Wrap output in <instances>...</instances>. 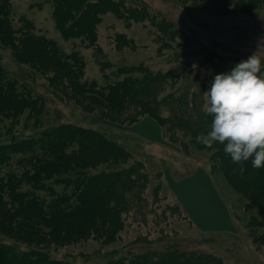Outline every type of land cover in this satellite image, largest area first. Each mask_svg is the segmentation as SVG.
Here are the masks:
<instances>
[{"label":"rangeland","instance_id":"obj_1","mask_svg":"<svg viewBox=\"0 0 264 264\" xmlns=\"http://www.w3.org/2000/svg\"><path fill=\"white\" fill-rule=\"evenodd\" d=\"M10 3L14 30L21 27L20 17L31 21L36 32L56 41L79 80L16 63L9 47L14 35L0 40V65L20 84L19 93L0 96V110L13 118L0 116V141L51 134L58 144L47 182L87 174L91 179L86 199L108 237L107 243L77 242L80 226L74 225L73 217L49 225L39 222L46 221L44 217L5 219L8 215L0 210V219L17 223V229L26 227L36 238L42 233L47 242H16L12 236L17 237V229L11 228L4 229L6 236L0 232V244L9 241L40 249L63 264H108L140 255L149 257L150 264H264V247L260 252L251 245L264 227H247L255 211L225 178L227 160L222 153L215 155L214 148L186 143L209 130L203 93L213 76L230 71L255 51L264 59V5L244 16L230 14L229 9L225 13L228 7L222 0ZM113 89L116 98L126 97L125 101L108 99ZM60 126L72 131L63 141L56 139ZM165 126L177 139L167 141ZM82 130L98 131L127 157L117 147L103 150ZM105 156L111 158L102 159ZM64 166L69 167L63 170ZM201 169L238 215L234 230L200 231L192 211L189 215L180 209L172 182ZM84 180L80 177L77 184ZM75 185L70 183L66 190ZM66 235L75 239L66 246L48 239L56 236L64 242Z\"/></svg>","mask_w":264,"mask_h":264},{"label":"trees","instance_id":"obj_2","mask_svg":"<svg viewBox=\"0 0 264 264\" xmlns=\"http://www.w3.org/2000/svg\"><path fill=\"white\" fill-rule=\"evenodd\" d=\"M222 1L228 7L225 13L229 9L230 14L244 16H250L254 10L264 5L261 0ZM11 13L10 0H0V40L2 41L10 34L11 36L14 35V45L11 43L9 47L15 62L20 65L35 67L43 73H55L71 82L78 81L79 77L71 62L66 59L56 41L36 32L34 24L23 16L18 19L21 27L15 31L10 23ZM19 91V82L0 65V96L17 94ZM107 95L108 99L119 104L126 98H116L115 89ZM0 116L7 119L12 118L7 112L1 110ZM163 131L167 141L177 139L174 134L169 133L166 126ZM182 131L187 134L186 131ZM71 132L68 126H60L56 139L63 141ZM81 132L86 137L92 138L103 150L111 152L117 147L122 153V157H127L126 152L121 147L109 141L98 131L82 130ZM186 143L193 144L197 148H205L196 143L195 139L186 141ZM57 144L58 142H53V136L46 132L35 136L0 141V210L4 215H8V217L4 216L5 219L12 216L40 219L44 217L46 221L39 222L49 225L73 217L74 225L80 226V233L75 234L77 242L94 239L101 243H107L108 235L102 232L101 221L89 207V201L86 199L89 195L88 189L91 178L87 174L79 172L75 178L64 176L54 179L52 183L47 182L52 179L48 172V164L52 160L53 153L56 152ZM212 148L215 150V155L218 153L220 156L222 153L221 157L228 162L229 169L225 170L229 171L225 172V178L229 185L235 192L244 197L249 208L255 211L250 215L247 227L258 231L264 227V168L254 169L250 162H247L245 171L241 174L239 166L233 164L230 157L225 156L223 145L215 144ZM212 148L205 149L213 150ZM108 158L111 157L105 156L102 159ZM68 167L64 166L63 170ZM77 169L82 170L83 168L77 167ZM62 174L67 175L66 173ZM80 177L85 180L81 185H78L77 181ZM74 182L76 183L74 189L67 191V185ZM56 186H60V189H57ZM179 207L182 210L180 204ZM227 208L232 221L237 226L238 215L230 207ZM5 219H0L4 221L0 222V232L4 234V229H17V223H12V225ZM26 229V227L17 229V237L12 236L16 242H24L26 245H29V239L46 242L41 239L44 236L42 233H39L36 238V233L26 231ZM4 235L6 236V234ZM70 236L73 237V235ZM69 238L68 235L62 237L61 239H65L62 242L59 237L48 236L52 243H59L63 246L70 244L69 241L75 240ZM26 245L22 246L9 241L8 244H0V264H63L61 261L51 258L46 252L40 249H31ZM251 245L260 251V246L264 247V233L258 235L255 240L252 239ZM148 261H150L149 257L140 255L128 260L121 258L108 264H150Z\"/></svg>","mask_w":264,"mask_h":264},{"label":"clouds","instance_id":"obj_3","mask_svg":"<svg viewBox=\"0 0 264 264\" xmlns=\"http://www.w3.org/2000/svg\"><path fill=\"white\" fill-rule=\"evenodd\" d=\"M203 96L202 111L211 123L195 137L196 143L205 148L223 145L241 174L247 162L254 169L264 168V59L258 51L230 71L215 74Z\"/></svg>","mask_w":264,"mask_h":264},{"label":"crops","instance_id":"obj_4","mask_svg":"<svg viewBox=\"0 0 264 264\" xmlns=\"http://www.w3.org/2000/svg\"><path fill=\"white\" fill-rule=\"evenodd\" d=\"M147 124L159 135L158 130L151 122ZM141 129L142 124H138L136 130L141 132ZM172 186L179 194L180 201L178 203L182 210L185 211L186 209L188 213L190 210L192 211L191 216L199 222L200 227L198 229L200 231L225 232L234 230L235 226L229 210L205 170H196L188 177L172 182Z\"/></svg>","mask_w":264,"mask_h":264}]
</instances>
